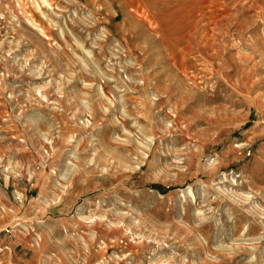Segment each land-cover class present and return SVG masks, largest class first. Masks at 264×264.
<instances>
[{"label":"rangeland","instance_id":"rangeland-1","mask_svg":"<svg viewBox=\"0 0 264 264\" xmlns=\"http://www.w3.org/2000/svg\"><path fill=\"white\" fill-rule=\"evenodd\" d=\"M21 263L264 264V0H0Z\"/></svg>","mask_w":264,"mask_h":264},{"label":"crops","instance_id":"crops-1","mask_svg":"<svg viewBox=\"0 0 264 264\" xmlns=\"http://www.w3.org/2000/svg\"><path fill=\"white\" fill-rule=\"evenodd\" d=\"M40 237H42V239H43V243L42 244H44V242H46V240H47V231H45V230H42L41 232H40ZM26 238V237H25ZM25 238H21L20 237V239L19 240H23L22 241V243L23 244H26L27 242L29 243V241L28 240H26ZM4 248H6V249H10L11 247H9L8 245L7 246H5ZM22 264V263H21Z\"/></svg>","mask_w":264,"mask_h":264}]
</instances>
